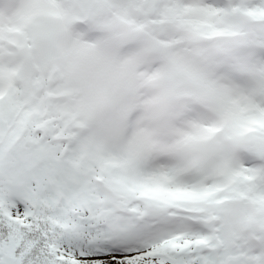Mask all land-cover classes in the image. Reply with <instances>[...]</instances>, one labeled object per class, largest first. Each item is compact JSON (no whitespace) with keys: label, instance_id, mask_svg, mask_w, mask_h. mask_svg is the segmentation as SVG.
Here are the masks:
<instances>
[{"label":"snow or ice","instance_id":"1","mask_svg":"<svg viewBox=\"0 0 264 264\" xmlns=\"http://www.w3.org/2000/svg\"><path fill=\"white\" fill-rule=\"evenodd\" d=\"M0 264H264V0H0Z\"/></svg>","mask_w":264,"mask_h":264}]
</instances>
